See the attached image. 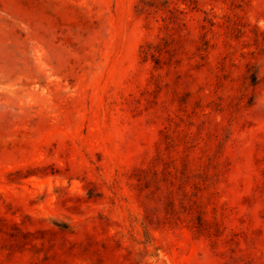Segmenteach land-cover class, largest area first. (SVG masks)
Here are the masks:
<instances>
[{
	"label": "rangeland",
	"instance_id": "374dc122",
	"mask_svg": "<svg viewBox=\"0 0 264 264\" xmlns=\"http://www.w3.org/2000/svg\"><path fill=\"white\" fill-rule=\"evenodd\" d=\"M138 1L0 0V264H264V0Z\"/></svg>",
	"mask_w": 264,
	"mask_h": 264
},
{
	"label": "trees",
	"instance_id": "16d2710c",
	"mask_svg": "<svg viewBox=\"0 0 264 264\" xmlns=\"http://www.w3.org/2000/svg\"><path fill=\"white\" fill-rule=\"evenodd\" d=\"M187 1L188 0H139L137 9L140 12L147 13L151 11L164 12L161 19L163 21V26H165L168 22H176L179 20L178 14L183 12V9L179 7V2L187 3Z\"/></svg>",
	"mask_w": 264,
	"mask_h": 264
}]
</instances>
